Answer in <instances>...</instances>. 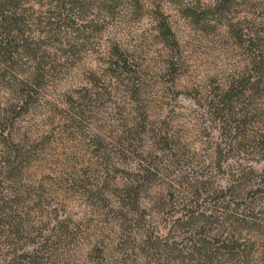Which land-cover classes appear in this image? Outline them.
<instances>
[{"label":"rangeland","instance_id":"obj_1","mask_svg":"<svg viewBox=\"0 0 264 264\" xmlns=\"http://www.w3.org/2000/svg\"><path fill=\"white\" fill-rule=\"evenodd\" d=\"M211 1L161 0L178 39L171 51L161 42L150 12L137 19L106 18L90 32L88 22L84 23L87 28L71 30L73 45L65 52L56 51L47 81L37 87L38 94L33 93L36 98L26 104L24 99L19 101L15 111L20 115L0 123V198L16 197L15 210L28 222L21 238L0 222V264H34L31 258L18 255L23 251H31L37 264H97L93 247L102 241L110 247L103 262L120 260L114 252L117 233L110 227L114 219L105 215L102 201L88 198L102 188L109 199L113 188L109 185L119 183L124 167L130 165L127 156V162L119 157L116 138L121 117L134 106L127 82L114 75L117 70L105 68L108 56L104 52L113 41L122 42L135 56L139 94L154 126L164 124L189 155H196L189 166H180L182 172L213 183L215 191L209 195L218 198L217 208L212 204L215 199L210 202L208 193L202 192L194 197L199 210L211 204L209 210L215 215L222 217L228 209L239 218L228 221L222 233L240 237L243 251L222 264H264V158L247 146L229 151L234 131L231 127L228 133L227 124L213 119L207 101L230 78L259 77L258 86L249 90L240 105L255 120L246 124L248 132L255 128L264 133V0H234L220 14L208 7ZM183 3L199 7L198 26L181 15ZM167 53L174 54V70H166ZM13 89L0 87V109L18 101L13 99ZM223 147L228 156L216 167L215 155ZM17 151L22 155L20 171L9 178V166L5 171L3 165ZM108 155L107 166L112 167L106 170ZM241 169L249 171L245 179L250 182L229 190L226 176L236 178L240 173L241 177ZM157 188L153 186L149 194L154 196ZM183 197L176 194L171 200L176 214H183ZM228 200L229 207L224 209ZM161 212L149 207L145 216L164 236L167 228ZM59 223L65 225L64 232ZM184 231H177L175 240L191 233ZM134 256L143 263L140 255Z\"/></svg>","mask_w":264,"mask_h":264},{"label":"trees","instance_id":"obj_2","mask_svg":"<svg viewBox=\"0 0 264 264\" xmlns=\"http://www.w3.org/2000/svg\"><path fill=\"white\" fill-rule=\"evenodd\" d=\"M232 1L234 0H212L207 5L220 14L229 8ZM166 8L161 0H0V87H15L16 96L13 99L18 100L14 104V101L7 102L8 106L0 109V123L20 115V111H15L19 101L24 99L23 103L26 104L36 98L33 93L38 94L37 87L43 86L47 81L48 74L53 69L51 61L57 56L56 51L65 52L67 48H71V30H79L81 26L87 28L84 23L88 22L90 32L106 18L117 16L137 19L141 14L150 12V17L156 20V32L162 36L161 42L170 51L175 50L178 39L165 12ZM198 8L183 3L179 6V11L184 18H189L198 26L202 18ZM104 53L108 56L106 70H117V74H111L127 82V91L134 106L121 117L116 138L117 153L119 157L125 158L124 161L126 156L129 158V167H124L119 183L109 185L113 187L110 188L112 193L109 194V199L105 197V189L102 188L88 196L96 203L103 202L105 215L114 219L110 226L118 237L114 252L120 254V260L116 264H125L127 260V264H139V258L132 257L133 255H140L142 264H222L227 259L237 257L243 251L240 249V237L234 233L223 236L222 233L228 221L239 220L236 212H228L226 209V213L220 217L209 210L211 204L205 207L208 213L204 209L199 210V200L194 197L202 192L212 194L215 191L213 183L209 179H197L182 172L180 166H189L192 160L196 161V155H189L175 136L167 133L164 124L154 126L148 117L139 94L140 69L135 65V56L119 41H113ZM173 55L166 54V70L175 69ZM259 79L248 75L230 78L225 85H219V90L214 91L207 101L208 113L213 119H218L222 125L227 124L228 133L231 132V127L234 131L233 134L230 133L228 150H240L241 146H247L252 149L251 153L264 158V133L255 128L248 132L246 124L255 120H250L249 112L240 105L247 100L249 90L258 86ZM21 108L20 106L19 109ZM18 153L19 151L14 153L13 160L6 159L7 164L3 165L5 171L9 166V178H15L20 171L22 155ZM227 156L224 147L218 148L214 166L219 167L222 157ZM106 158L108 161L104 166L108 170L112 166H107L109 155ZM114 169L118 170L116 167ZM248 173L249 171H242L241 177L239 173L236 178L226 176V182L229 181L228 189H241L243 184L250 182L245 179L249 177ZM106 184L105 188L108 189V183ZM153 186L158 188L156 194L151 196L148 191ZM176 194L183 195V200L186 201L182 206L183 214H176L177 210L171 203ZM209 197L210 202L215 199L212 204L214 209L217 208L218 198L213 195ZM192 200H195L194 204ZM0 202V222L17 238H21L28 222H24L15 210L18 199L1 197ZM228 203L229 200L223 206L224 209L229 207ZM237 205L238 203L231 210L237 209ZM149 207L162 211L165 219L161 220L167 228V235H160L158 226L145 216ZM58 226L64 232L65 225L59 223ZM184 229H190L191 233L175 240L176 232H185ZM109 249L103 241L95 245L94 262L106 264L103 257ZM112 251L110 255H113ZM18 255L31 258L37 264L31 251L27 254L23 251Z\"/></svg>","mask_w":264,"mask_h":264}]
</instances>
